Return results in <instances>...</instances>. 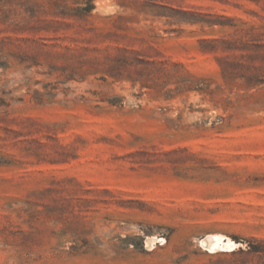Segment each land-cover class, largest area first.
Returning a JSON list of instances; mask_svg holds the SVG:
<instances>
[{
	"label": "rangeland",
	"instance_id": "1",
	"mask_svg": "<svg viewBox=\"0 0 264 264\" xmlns=\"http://www.w3.org/2000/svg\"><path fill=\"white\" fill-rule=\"evenodd\" d=\"M48 1L0 0V264H264V0Z\"/></svg>",
	"mask_w": 264,
	"mask_h": 264
},
{
	"label": "trees",
	"instance_id": "2",
	"mask_svg": "<svg viewBox=\"0 0 264 264\" xmlns=\"http://www.w3.org/2000/svg\"><path fill=\"white\" fill-rule=\"evenodd\" d=\"M4 2L8 1L11 2V0H3ZM27 4L30 0H24ZM136 2L142 3L144 6H156L159 8H164V10L169 9V12L174 13H159V15L163 16H169L173 17L176 22L181 21H187L190 23H203L208 24L209 26L214 25H221L223 26V23L218 21L216 18L212 17H204L201 12L193 11V10H184V9H176L174 7H164L163 5H160L158 3L151 2L149 0H135ZM48 3L50 4V8L53 10V13H55L57 16H61L63 18H74V19H80L85 20L88 17H91L93 15V11L96 8V0H49ZM123 4H125V1H123ZM41 6L38 4V2H35L34 4H30L27 7V11L32 14V17L35 16L37 12L41 10ZM165 12V11H164ZM12 13L11 9H8L4 16L2 17L3 20H7L10 18V14ZM214 43H216L214 41ZM254 69H261L264 68L263 65L261 66H253ZM222 72L224 76H227V72L224 68V65L222 64ZM258 75H253L249 77V81L251 84H258L263 82L262 79H259Z\"/></svg>",
	"mask_w": 264,
	"mask_h": 264
},
{
	"label": "bare ground",
	"instance_id": "3",
	"mask_svg": "<svg viewBox=\"0 0 264 264\" xmlns=\"http://www.w3.org/2000/svg\"><path fill=\"white\" fill-rule=\"evenodd\" d=\"M149 240L150 239H148L147 241ZM219 240H221V237L219 236H208L203 239V244L210 248H213L216 244L219 243Z\"/></svg>",
	"mask_w": 264,
	"mask_h": 264
}]
</instances>
